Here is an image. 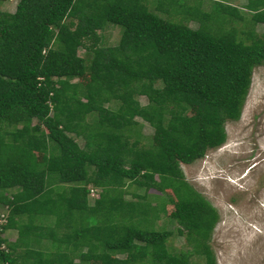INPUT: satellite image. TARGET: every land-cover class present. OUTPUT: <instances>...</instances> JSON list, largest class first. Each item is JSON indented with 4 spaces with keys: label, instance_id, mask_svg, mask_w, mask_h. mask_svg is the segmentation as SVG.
Segmentation results:
<instances>
[{
    "label": "trees",
    "instance_id": "obj_1",
    "mask_svg": "<svg viewBox=\"0 0 264 264\" xmlns=\"http://www.w3.org/2000/svg\"><path fill=\"white\" fill-rule=\"evenodd\" d=\"M201 1L0 10V264H215L216 210L179 164L220 145L238 118L264 64V0H246L245 13ZM107 23L119 27L108 44ZM160 217L185 249L167 243Z\"/></svg>",
    "mask_w": 264,
    "mask_h": 264
},
{
    "label": "rangeland",
    "instance_id": "obj_2",
    "mask_svg": "<svg viewBox=\"0 0 264 264\" xmlns=\"http://www.w3.org/2000/svg\"><path fill=\"white\" fill-rule=\"evenodd\" d=\"M245 1L229 2L242 7L245 13ZM14 3L15 0H2L0 10L11 11ZM201 5L203 9L208 8L205 0ZM185 24L196 26L194 21ZM235 25L239 27L238 22ZM118 30V26L105 24L100 30L104 43L115 41ZM254 30L262 32L263 24L255 23ZM77 54H82L81 48L77 49ZM74 80L76 78L71 79ZM137 100L145 101L142 95H137ZM136 120L141 122L140 133L148 137L151 127ZM223 128L225 138L220 145L206 150L190 163H180L179 168L184 179L216 210L217 221L208 240L215 264H264V64L252 68L240 114L235 120L225 121ZM144 139L142 141H146ZM77 141L80 143L79 139ZM136 192L140 193L141 189ZM128 196L124 194V198ZM4 211L0 210L2 214ZM156 223L161 224L159 227L173 229L167 241L172 249L187 247L172 221L160 217ZM6 236L8 240L13 239L14 230H8Z\"/></svg>",
    "mask_w": 264,
    "mask_h": 264
},
{
    "label": "built area",
    "instance_id": "obj_3",
    "mask_svg": "<svg viewBox=\"0 0 264 264\" xmlns=\"http://www.w3.org/2000/svg\"><path fill=\"white\" fill-rule=\"evenodd\" d=\"M89 193H90V195H93L94 192L92 189H89ZM3 216H4V214H2V212H0V222H2L4 220Z\"/></svg>",
    "mask_w": 264,
    "mask_h": 264
}]
</instances>
